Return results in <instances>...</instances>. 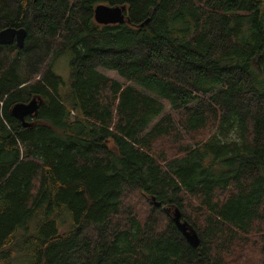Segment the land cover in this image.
Returning a JSON list of instances; mask_svg holds the SVG:
<instances>
[{
    "label": "trees",
    "instance_id": "16d2710c",
    "mask_svg": "<svg viewBox=\"0 0 264 264\" xmlns=\"http://www.w3.org/2000/svg\"><path fill=\"white\" fill-rule=\"evenodd\" d=\"M6 27L27 37L0 45V264H264V0H0Z\"/></svg>",
    "mask_w": 264,
    "mask_h": 264
},
{
    "label": "water",
    "instance_id": "95a60500",
    "mask_svg": "<svg viewBox=\"0 0 264 264\" xmlns=\"http://www.w3.org/2000/svg\"><path fill=\"white\" fill-rule=\"evenodd\" d=\"M38 1V0H35ZM126 6L112 7L105 4L97 5L94 11V19L97 24L100 25H116L129 23V20L125 15ZM27 31L24 28L6 27L0 31V45L9 46L16 45L18 48L24 47L25 40L27 37ZM37 99H33L28 103H19L13 107L11 113L18 118L24 127H28L29 123L26 118L29 116H36L39 107ZM157 206H161L160 203H156ZM173 223L176 224L177 228L181 231L182 235L194 248L200 245V238L198 233L189 226L188 222L182 220L181 211L175 209L173 214Z\"/></svg>",
    "mask_w": 264,
    "mask_h": 264
},
{
    "label": "rangeland",
    "instance_id": "374dc122",
    "mask_svg": "<svg viewBox=\"0 0 264 264\" xmlns=\"http://www.w3.org/2000/svg\"><path fill=\"white\" fill-rule=\"evenodd\" d=\"M69 58H70L69 54H65V55L60 56L55 61L54 67H53V70L58 75H60L66 82H68L70 79V72H69L70 71V59ZM101 71L104 74H106L107 76H109L110 78L116 79V80L120 81L121 83H124V79H122L115 71L102 70V69H101ZM167 108L169 111V107H167ZM169 112L173 113V111H169ZM213 130H214L213 128L209 127V128H207L201 132L186 136L184 144L189 143V142H193V141H195V139L200 140V141L207 140L209 138V136L213 133ZM193 138H195V139H193ZM159 146H160V149L158 152L160 153L159 157H161V158L172 157L178 152V149L176 147L177 145L174 143L172 138H169L168 140L162 141ZM174 147H176V148L174 149ZM149 205L159 207V206H157V204L155 203L154 200L149 201V203L146 205V210H148ZM171 212H172V214H171ZM171 212H170V214L172 216L174 214L175 210H172ZM189 214H190V217L192 218L191 213H189ZM172 219H173V217H172ZM260 238H264V225H257V228L254 230V232L250 236V239H252V240H259Z\"/></svg>",
    "mask_w": 264,
    "mask_h": 264
}]
</instances>
